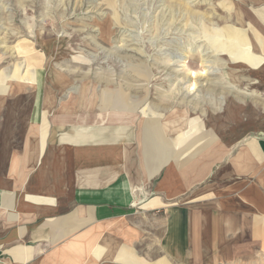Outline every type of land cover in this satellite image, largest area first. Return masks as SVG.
I'll return each instance as SVG.
<instances>
[{
    "label": "crops",
    "instance_id": "crops-1",
    "mask_svg": "<svg viewBox=\"0 0 264 264\" xmlns=\"http://www.w3.org/2000/svg\"><path fill=\"white\" fill-rule=\"evenodd\" d=\"M237 14L218 102L137 117L79 98L56 122L21 65L0 82V264H264V0Z\"/></svg>",
    "mask_w": 264,
    "mask_h": 264
},
{
    "label": "rangeland",
    "instance_id": "rangeland-1",
    "mask_svg": "<svg viewBox=\"0 0 264 264\" xmlns=\"http://www.w3.org/2000/svg\"><path fill=\"white\" fill-rule=\"evenodd\" d=\"M238 4L239 0H0V82L49 89L55 98L51 119L56 122L66 106L76 108L79 98L93 100L95 112L109 113L116 103L137 117L154 115L149 106L159 102H218L230 82L227 74H237L225 59L232 50L228 34L239 17ZM38 56L43 62H37ZM31 61L36 65L27 68ZM19 65L20 76L14 77ZM49 65L79 73L52 77L60 83L55 87L38 73Z\"/></svg>",
    "mask_w": 264,
    "mask_h": 264
}]
</instances>
